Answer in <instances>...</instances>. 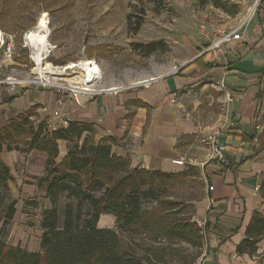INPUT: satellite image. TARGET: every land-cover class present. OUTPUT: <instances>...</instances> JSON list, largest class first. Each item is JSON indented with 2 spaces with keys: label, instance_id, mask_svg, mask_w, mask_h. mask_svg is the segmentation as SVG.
Returning <instances> with one entry per match:
<instances>
[{
  "label": "crops",
  "instance_id": "1",
  "mask_svg": "<svg viewBox=\"0 0 264 264\" xmlns=\"http://www.w3.org/2000/svg\"><path fill=\"white\" fill-rule=\"evenodd\" d=\"M251 12L233 21L229 28L210 34L209 44L220 34L242 27L240 40L223 43L219 51L204 52V65H211L204 75L193 76L194 66L183 71L177 68L175 73L160 75L146 89L102 90L100 94L81 95L78 103L64 91L56 93L52 89L21 86L19 91L10 93L0 87V128L16 115L28 112L24 106L31 105L37 107L38 112L46 110L48 116L58 111L70 122L91 124L94 141L112 139L111 151L129 158L133 168L140 166L148 171L177 173L186 165L199 166L207 194L197 207L194 219L207 222L208 250H204V264H260L264 260V239L256 245L253 256H239L235 251L245 237L254 212L264 216V200L258 191L264 181V150L256 151L254 143L251 145L239 137L240 134L258 137L263 132L264 0ZM67 60L59 63L68 64ZM201 79H204L203 84L198 83ZM207 85L212 90L208 88L209 94L200 99L199 90ZM96 87L106 88L104 85ZM226 93L232 95L231 100L226 101ZM224 101L227 102L225 113L210 108L214 102ZM47 118L40 116L34 124L45 122ZM228 122L234 124L231 130ZM219 127L221 141L227 147L223 164L212 160L211 148L205 142L208 132ZM57 147L56 163L59 164L68 153V143L58 140ZM14 151L10 152H14L15 157L27 156L21 158L31 178L42 176L45 153L31 151L27 155ZM2 159L5 162L3 155ZM178 160L183 165L172 163ZM5 164L12 174L13 169ZM30 181L36 188L34 181ZM209 198L216 208L207 212ZM14 214L15 218L16 208ZM103 217L115 221L110 214L101 215L97 222L100 229H105L99 226ZM232 230L235 233L231 234ZM39 250L40 244L37 249L28 251Z\"/></svg>",
  "mask_w": 264,
  "mask_h": 264
},
{
  "label": "trees",
  "instance_id": "2",
  "mask_svg": "<svg viewBox=\"0 0 264 264\" xmlns=\"http://www.w3.org/2000/svg\"><path fill=\"white\" fill-rule=\"evenodd\" d=\"M204 1L220 7L217 0ZM131 17L128 27L137 33L143 19L132 25ZM130 46L143 58L166 51L163 42ZM204 57L196 58L182 71L194 66L193 76L204 75L211 68L204 65ZM30 117L29 112L18 114L0 128V264H193L201 257L200 250L188 259L183 247L206 246V229L197 227L190 206L175 194L189 177L199 173L196 167L177 173L133 168L129 158L111 151L112 139L94 141L91 124L73 121L49 132L44 121L36 125ZM239 137L251 145L257 138L256 134ZM58 140L68 143V153L59 164ZM14 147L23 154L35 151L46 155L42 176L34 178L50 205L41 211L38 252L11 246L2 239L14 219L16 201L10 195L11 169L1 154L4 148L10 151ZM258 191L264 200V181ZM25 205L37 204L31 201ZM106 214L114 217L116 230L98 228L99 217ZM244 236L235 251L239 256H253L256 245L264 239L262 213L254 212Z\"/></svg>",
  "mask_w": 264,
  "mask_h": 264
},
{
  "label": "rangeland",
  "instance_id": "3",
  "mask_svg": "<svg viewBox=\"0 0 264 264\" xmlns=\"http://www.w3.org/2000/svg\"><path fill=\"white\" fill-rule=\"evenodd\" d=\"M142 1L0 0V30L7 35H15L11 66L5 68L1 65L3 59L0 54V78L29 77L30 70L35 67L30 59L34 58L35 49L25 39V32L35 29L39 16L45 14L49 21L48 43L52 47L47 62L56 67L67 65L59 63L65 59H68L69 63L92 60L98 68V74L90 87L96 91H104L128 88L146 80L157 79L163 74L175 73L177 68L189 62L194 56L203 54L206 48L213 44V42L209 44L210 34H214L219 29H227L236 19L249 15V9L253 10V7L255 9L261 0H256L257 2L217 0L220 4L218 8L213 1L204 0H160L159 4L148 0ZM140 11H143V14ZM129 15L132 16V25H135L140 17L143 19L137 33L128 27ZM148 42H163L166 51L143 58L130 46L131 43L145 45ZM74 70L77 73H68L70 76L61 81L65 84L74 83L82 86V83L76 81L79 70ZM58 78L60 77L56 76L51 79L56 81ZM97 85H104L106 88L100 90ZM31 87L36 85L28 86ZM208 88V85L200 88V99L209 94ZM19 89L20 87L17 86L14 92ZM2 90L1 88V92ZM226 103V101L214 102L210 108L215 107L218 113H225ZM36 108L31 105L24 106V109L31 114L30 120L34 122L40 116L49 117L46 120H50L51 115L48 116L46 110L38 112ZM261 122V131H263L264 120ZM217 129L220 130V127ZM262 133L254 142L256 151L264 150ZM14 150L18 151L20 148L14 147L10 151ZM10 151H5L4 148L2 155L5 162L13 169V181L9 183V188L11 198L16 201V217L6 228L7 232L2 235V239L6 244L32 251L39 247L41 211L49 205V202L43 198L42 192L29 184L34 178H31L24 169L25 162L21 158L27 156L18 153L16 158L15 151ZM187 167L191 166L186 165L185 169ZM194 167L199 173L189 177L187 184L175 191L176 196L190 206L193 219L197 207L203 203L207 194L201 168L195 165ZM31 201L36 202L37 205H25L26 202ZM99 226L116 230L114 220L110 217H103L99 221ZM121 239L125 242L123 236ZM205 248V244L201 249L184 246L183 253L188 259H193L197 251L201 250L202 255L205 254Z\"/></svg>",
  "mask_w": 264,
  "mask_h": 264
},
{
  "label": "built area",
  "instance_id": "4",
  "mask_svg": "<svg viewBox=\"0 0 264 264\" xmlns=\"http://www.w3.org/2000/svg\"><path fill=\"white\" fill-rule=\"evenodd\" d=\"M264 28V25L262 26ZM242 27H236L235 29L231 30L230 32L224 33V34H220L219 38L216 39L213 44L209 47L206 48V50L204 52H209L211 50H217L219 51L221 45L225 42L228 41H234V40H240L241 39V31ZM14 37L15 35H7L5 33H3L0 30V54L2 55V63L1 65L4 66L5 68H8L9 66H11L12 64V54H13V43H14ZM263 38H264V33H263ZM33 46V45H32ZM34 47V46H33ZM52 50V47L50 46V44L48 43L47 47H46V52L43 53L41 60L39 61V64H37L35 58H30L31 61L33 62V64L35 65L34 68H32L30 70L29 73V77H27L26 79H20V78H14V77H4L3 79L0 78V87H5L10 93L14 92L15 89H17L18 87L21 86H31V85H36V88H45V89H52L55 90L56 93L64 91L65 93L69 94L71 96V98L75 101V102H79L80 101V97L81 95L84 94H100L101 91H96L94 89H92L90 87V85L97 79V74H98V68H97V72L96 71H91V79L88 83H86V85H82V86H78L74 83L71 84H65L64 82H62L61 80L65 79L66 77L70 76L68 73H76L74 69L68 70L64 72H56V75H50L49 74V69H45L46 63L50 64L49 62H47L48 60V56L50 55ZM203 52V53H204ZM51 66H53L54 68L58 67V68H65L62 66H54L52 64H50ZM1 67V66H0ZM25 67V66H22ZM38 67H42L43 69V76L40 75L38 72L35 74L33 71H35ZM97 67V66H96ZM56 76L60 77L58 78V80L54 81L53 79H51L52 77L55 78ZM68 80V79H67ZM157 79H150V80H146L144 82L135 84V85H131V87L129 88H136V87H143L144 89H146V87H148L149 85H151V83L155 82ZM70 81V80H69ZM221 86H223V81L220 82ZM110 92L114 91L109 90ZM226 101H229L232 99V95L230 93H226ZM1 97V95H0ZM69 118L66 117L65 115H62L61 113H59L58 111H55L51 114L50 120H46V128L49 132L58 130V128L61 127H66L68 125ZM233 123L232 122H228V127H233ZM206 144L208 145L209 148H211V158L214 162H217L219 164H223L225 162V157H226V150L227 147H225V144L221 141V132L218 129H214L211 130L210 132H208L206 139H205ZM173 164L176 165H183V163L178 160V161H173ZM208 190H212V187L209 186ZM207 212H210L211 210L215 209V204L211 201V199L209 198L208 200V204H207ZM194 223H196L197 227L201 230H205L207 227V222H205L204 220H198L195 219ZM204 259H205V254L202 255V257H200L195 264H204ZM262 263H264V260L261 261Z\"/></svg>",
  "mask_w": 264,
  "mask_h": 264
},
{
  "label": "bare ground",
  "instance_id": "5",
  "mask_svg": "<svg viewBox=\"0 0 264 264\" xmlns=\"http://www.w3.org/2000/svg\"><path fill=\"white\" fill-rule=\"evenodd\" d=\"M251 10H252V8L249 9V12H250L249 14H251ZM38 19L39 20L36 24L35 29H32L30 31L25 32V39L31 45L34 46L35 51L33 53V57L35 58L37 64H39V61L41 60L43 53L46 52V47L48 45V35H49L48 34L49 21H48V19H46V14L41 16V17L39 16ZM62 67H65V68H58V67L54 68L53 66H51L48 63H46V66H45L46 69L47 68L52 69L50 71L48 70L50 75H56L57 71L61 73V72H64V70L65 71H68L71 69H77V71L79 70V73L77 74L76 81L79 83H82V85H84V86L91 79V71L97 72V67H96L95 62H93L92 60H88V59L79 60L76 63L71 62L65 66H62ZM42 69H43L42 67L41 68L38 67L35 71L43 76L44 71Z\"/></svg>",
  "mask_w": 264,
  "mask_h": 264
},
{
  "label": "water",
  "instance_id": "6",
  "mask_svg": "<svg viewBox=\"0 0 264 264\" xmlns=\"http://www.w3.org/2000/svg\"><path fill=\"white\" fill-rule=\"evenodd\" d=\"M199 56H200V55H196L195 57L191 58V60H190L188 63H186V64H184L183 66L179 67V69H181V68L187 66L188 64H190V62H192L193 60H195V58H198Z\"/></svg>",
  "mask_w": 264,
  "mask_h": 264
}]
</instances>
